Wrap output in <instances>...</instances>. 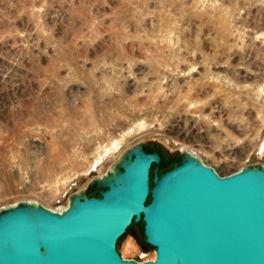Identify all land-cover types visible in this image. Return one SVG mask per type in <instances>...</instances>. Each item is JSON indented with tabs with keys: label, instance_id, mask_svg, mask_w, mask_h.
I'll return each instance as SVG.
<instances>
[{
	"label": "rangeland",
	"instance_id": "374dc122",
	"mask_svg": "<svg viewBox=\"0 0 264 264\" xmlns=\"http://www.w3.org/2000/svg\"><path fill=\"white\" fill-rule=\"evenodd\" d=\"M138 142L264 164V0H0V208L61 209ZM117 249L154 257L140 223Z\"/></svg>",
	"mask_w": 264,
	"mask_h": 264
},
{
	"label": "water",
	"instance_id": "95a60500",
	"mask_svg": "<svg viewBox=\"0 0 264 264\" xmlns=\"http://www.w3.org/2000/svg\"><path fill=\"white\" fill-rule=\"evenodd\" d=\"M162 162L138 142L61 209L0 208V264H264V164L221 174L184 149ZM139 223L152 259L117 249Z\"/></svg>",
	"mask_w": 264,
	"mask_h": 264
},
{
	"label": "trees",
	"instance_id": "16d2710c",
	"mask_svg": "<svg viewBox=\"0 0 264 264\" xmlns=\"http://www.w3.org/2000/svg\"><path fill=\"white\" fill-rule=\"evenodd\" d=\"M163 166H164V164H163V162H162V164H161V166L159 167V169H160L161 167H162L161 169H163ZM168 167H169V166H168ZM164 169H166V168H164ZM97 192H98L97 189H94V190H93V193H97Z\"/></svg>",
	"mask_w": 264,
	"mask_h": 264
},
{
	"label": "flooded vegetation",
	"instance_id": "af4514ba",
	"mask_svg": "<svg viewBox=\"0 0 264 264\" xmlns=\"http://www.w3.org/2000/svg\"><path fill=\"white\" fill-rule=\"evenodd\" d=\"M144 150H145L146 152H149L145 147H144ZM161 170H163V169L160 168V171H161Z\"/></svg>",
	"mask_w": 264,
	"mask_h": 264
},
{
	"label": "bare ground",
	"instance_id": "6f19581e",
	"mask_svg": "<svg viewBox=\"0 0 264 264\" xmlns=\"http://www.w3.org/2000/svg\"><path fill=\"white\" fill-rule=\"evenodd\" d=\"M184 150H189V149H187V148H183ZM190 151V150H189ZM191 152H192V150H191Z\"/></svg>",
	"mask_w": 264,
	"mask_h": 264
}]
</instances>
